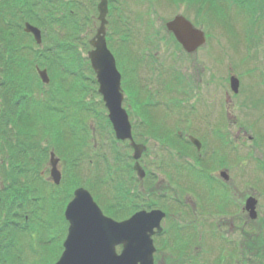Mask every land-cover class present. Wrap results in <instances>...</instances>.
<instances>
[{
    "label": "rangeland",
    "instance_id": "1",
    "mask_svg": "<svg viewBox=\"0 0 264 264\" xmlns=\"http://www.w3.org/2000/svg\"><path fill=\"white\" fill-rule=\"evenodd\" d=\"M29 1L38 4L42 2V0ZM68 1H70L69 7L74 9L73 19L75 18L80 23L84 22L86 26L83 32L80 31L78 38L75 35L77 30H69L68 33H65V30L59 28L60 25L54 22L52 25H49L50 27H54L53 30L50 27L48 29L45 25V30H42L44 41L41 45H37L32 41L31 36H26L27 34L24 33V21L23 25H21V36L25 35L26 37H23V39L20 37V41L24 46L20 47L18 54H21L24 60L27 58L25 68L19 66L11 67L10 73L13 78L11 80L8 79L6 70L0 66V101L6 107L0 120V160H3L2 165H4L3 167L0 165V184L5 183L10 185L11 182L10 175L7 174L11 166H6L8 164L9 147L7 144L3 146L4 138L2 136V132L6 128L4 126L7 119L9 121L7 113H10L17 99L11 95V86L15 90H19V85H23V87L27 85L26 93L29 95L39 93L40 88L47 90L49 87L41 83L37 77L36 66L40 68L48 67V72L51 74L50 78L51 80L52 78L54 79L52 80V84L54 82V85H57L49 91L41 92L42 95H45L48 92L53 93L57 89V99L55 98L54 102L51 101L52 105L39 104L34 106L33 103L30 104L28 102L27 112L36 113V116L28 119L23 110L21 115H17L11 119L12 125H23V132H25L23 135L27 142L35 143L34 147L26 148L27 142L21 140L18 148L20 150L26 148L25 151L29 148L32 149L33 155L31 154L29 157H33V159L27 161L26 169L30 170L34 168L36 176L32 177L28 173L24 176L28 189L26 200L30 206L26 208V205L15 202V208H25L22 213L17 211L15 214L22 217V214L31 212L33 215L32 220H15L10 217L9 220H6L3 231H0V238L6 239L9 244L8 264H56L62 255L68 230L67 223L64 220V210L70 201V197L67 191H55L38 175L43 166V178L49 176V160L53 148L61 156H58L55 152L57 157L60 158L59 168L64 175V181H70L71 183L65 190H71V186H84L88 188L90 185L94 198L102 207L103 204L111 205L118 211L121 205L118 196L120 189L114 187L112 184H101L100 187L96 184V182L101 183L103 181V170H100L99 176L86 174L91 170V163L96 162L97 166L101 163L103 152L102 150L95 152V149L97 148V143L102 145V142L99 141V138L93 137L100 136V133L104 137L105 142L108 143L107 146L103 147V151L107 152V157H110L103 164V169L107 171L115 167V159L118 155L115 152L119 151L120 165L122 166L123 173L121 171L120 176H116V179L119 180L120 185H123L125 182L130 196H133L135 192L140 194L142 204H144L146 199H150L149 193L152 188L153 190L155 189L156 185H160L157 193L161 195H169L170 193L174 195L175 189L171 187H176L177 193L175 198L181 201L188 198V202L190 203L188 217L184 214L185 218H187L185 219V226L188 229H190L189 225L192 224L188 223V220L191 221L197 218L199 222L202 221L200 205L195 204V201H198L197 196L202 207L208 210L207 213L209 215H212L211 213L213 212L219 214L220 209L211 208L210 204L215 199L213 201V203H216L215 206L221 205L217 201L216 195L207 190L208 187L206 185L208 183L200 184V189H196L197 186L194 178H190L189 175L188 179L185 180V184L179 181V185L177 186L172 184L171 187L166 186L168 183L164 181L166 188L169 187L172 190L164 189L162 183L160 184L159 182H163V178H168V173L171 176L169 167H173L182 158L180 153H184L185 157L183 158L197 167L209 165L210 167L206 168V172L204 173L209 181L212 180L210 169L217 176H219L221 170H227L230 175L234 176L235 182L231 193L232 198L221 203H224L229 208L237 207L239 210L235 214H223L224 218L217 215L218 219L215 218V221L218 222L221 219L218 223L217 231L219 233L217 234L219 236L225 235L223 236L225 240L236 243L237 246L233 247L232 244L229 248L225 247L224 259L220 264H242V261L246 264H264V243L260 242L258 236V234H263L264 236V224L259 223L260 219L264 216V171L262 170L264 166L262 164L255 165V161H248L245 163V166L242 165V167H246V170H240V167L235 162V165L230 161L221 164V160L229 159L226 156H230L231 150L219 146L223 141L227 146L231 147L227 142V140H230L232 145H234V142L244 144L243 147L246 149L249 139L253 140L255 138L259 140L260 137L264 136V19L262 21L258 20L257 16L253 17L252 13H249L247 17H252L253 23L251 25L250 19L242 12L244 9L241 11L233 0H217L216 6L205 0H192L194 2L193 7L192 3L188 2V0H152L154 5L151 6V12L149 9L145 11V7L140 6V2L137 0H111L112 17L108 27L109 39H112L115 43L118 42L117 45L122 42L124 43L120 45V49L118 50H115L114 46V48L111 46L110 48L114 51L113 54L117 61V67L123 75V88L130 106L127 108V112L130 121L134 125L133 130L137 133L138 143L145 144L148 148L142 157L144 158L142 166L147 172V178L145 181L140 182L132 170L134 164L131 157L132 148L130 149L131 151L125 148L128 157L127 164L129 165L127 166L124 152L120 148V145L114 141L116 139L115 135L112 136V133L114 134L113 128L107 117L108 111L98 93L94 74L90 69L88 70L90 65L88 66L89 60L87 54L91 50L89 40L96 34V24L99 26L97 11L99 0ZM144 1L146 4H151L150 0ZM253 2H257V0L241 1L245 6H249ZM35 8L32 18L34 20L38 19L40 22L43 21L42 18L43 16L45 17L46 11L42 12L41 6L39 9ZM135 13L140 14L141 22L147 19L148 24L155 23V33L153 30L150 31L154 45L150 44L149 49L146 48V44L142 39L145 35V27L143 28L139 23L135 24L132 20ZM178 15H183L193 24L197 25V27L201 26L200 28L209 36L207 45L195 54L188 55L177 48L172 37L166 31L165 23ZM122 22L126 28L124 26V30L121 32L119 26ZM130 22L133 26L130 28L134 31L133 34L138 45L132 41H128L126 34L127 29L130 31L128 28ZM33 24L36 25V23ZM138 30H140V35L137 32ZM255 32L261 34V37L253 35ZM246 33H250L249 39L246 38ZM123 34V41H119ZM249 41L251 42L249 43ZM136 45L137 49L143 53L139 58L140 61H138L139 51L135 48ZM72 46L77 51H80L81 56L85 58L84 62L83 60L79 61L76 59V66L72 63L71 58L57 57V54L62 56L68 55L67 50L71 49ZM49 54H52L53 66H51L52 60L47 59ZM153 55L159 66L167 67L171 62L169 66L173 68L174 73L180 74L177 77L178 79H172L168 83L167 89L165 84L158 82L162 80L158 79L157 74L153 72L154 64L150 60V56ZM55 63L57 64L55 65ZM22 74H25V84L22 82L23 79H19ZM231 75L237 76L241 81L238 95H234L231 92ZM257 78L261 80V85ZM33 79L38 83L35 82L39 87L32 85L33 82L31 81ZM9 83H11V86ZM140 84L147 86L151 92L158 95L151 97V93L148 96L149 92ZM157 91L162 93H157ZM226 93H228L230 98L228 104L224 99ZM22 95L18 97V100L24 108L25 92ZM221 96L223 99L220 98ZM210 97L214 98L215 101L211 102ZM87 101H90L89 105ZM157 103L158 105L154 106ZM34 108L39 109V111H33ZM223 108L226 109L224 119ZM92 112H97L101 115H99L98 120L102 123V132L100 131V127L97 130V124H94L92 120L88 123L93 136H91L86 127L87 122L91 119L88 113ZM206 112L211 116L213 125L214 121L217 120L215 125L218 128L222 126L224 120L228 121V124L225 122V127L217 129L216 135L218 136L215 135V132L211 133L213 126L211 125V121L203 122L202 113ZM133 114L140 119L133 118ZM242 117H248L245 119L247 127H244L243 122L240 121ZM177 118L179 119L177 120ZM189 119H192L194 121L193 125L201 130H193L194 128L188 125L193 121ZM140 120L145 122L146 125L149 122L150 127L142 126L140 128ZM251 120L255 122V125L250 126ZM186 121L188 123H185V126L176 125L177 122L184 124ZM178 132L182 133V135ZM11 133L14 136L12 142H16L14 127ZM209 134H212L214 142L212 143L211 138H209L212 148L214 147L219 151L215 152L213 150L214 152H212L210 145H208L207 136ZM189 136L198 138L205 145L203 154L200 152L203 155V159H200L199 153L196 152L194 146L187 143L184 139ZM179 137H181L182 143L179 141L175 143L174 140H171L172 138L176 139ZM36 138L40 140L34 142ZM111 140L117 151L111 149L110 152V147H112ZM84 145L85 147H83ZM258 146V158L264 160V144H259ZM238 148L240 149V147ZM19 153L17 151L16 156ZM80 158L84 160L81 164ZM160 158L164 160L162 161L163 164L159 165L161 162H158L159 166H154L152 164L153 161H161ZM204 160H207L205 164ZM234 160L236 159L234 158ZM182 162L185 161L182 160L180 163ZM249 167L253 170H248L250 169ZM20 171V166L13 164L12 174L15 175V181L19 180ZM130 183H134L136 186L134 184L130 186ZM181 184L184 185V191ZM190 184H192L191 187L196 189L197 195L193 189L188 188ZM201 188L206 190L205 194ZM0 195L3 200L1 207L5 209L7 203L3 198L5 194ZM249 197H254L258 200L256 211L257 218L260 219L250 220L249 214L245 213L244 208L246 200ZM154 199L156 198L153 197L149 201L154 202ZM218 199L220 201V195H218ZM224 199H227V197L224 196ZM230 200H232L231 205ZM106 214L114 219H120L122 216L112 209L111 211L107 210ZM230 216L233 219L229 220ZM203 219H205V215ZM167 220H169L168 225H171L174 220H183L184 223L182 216H178L177 213H170V217ZM202 225L207 226L200 223V227ZM230 226H232L231 230ZM252 226L257 228L256 232L251 233L247 231ZM208 231L207 229L204 233L208 234ZM188 232L189 234L187 235L190 236V230ZM210 233L212 239H214L215 234L213 231H210ZM194 236L192 242L195 244L199 241L202 242L197 247L196 245H191L189 250L192 256L182 259L181 256H173L172 253H169V256L166 258V264H216L214 261L217 259V254L210 248L206 249L205 245L202 244L204 240H198L197 234L195 239ZM186 243H189V241ZM210 246L213 247L214 242ZM195 248L198 252H194Z\"/></svg>",
    "mask_w": 264,
    "mask_h": 264
},
{
    "label": "water",
    "instance_id": "2",
    "mask_svg": "<svg viewBox=\"0 0 264 264\" xmlns=\"http://www.w3.org/2000/svg\"><path fill=\"white\" fill-rule=\"evenodd\" d=\"M101 27L91 41L94 50L89 53L93 69L97 73L100 93L110 111V119L114 125L118 139L131 138V126L126 112L122 109L121 75L116 61L107 48L106 16L108 0L99 4ZM177 40L189 53L194 52L205 43L204 34L183 17H177L167 24ZM25 32L33 34L41 43V32L27 24ZM43 82L48 83L47 71L39 72ZM232 87L238 90V81L232 79ZM135 158L139 159L144 147L134 145ZM56 166V161H52ZM139 170V167L136 166ZM56 183L60 177L53 171ZM249 208L254 210V202L249 201ZM67 219L71 226L65 243L66 251L58 264H153L154 247L151 239L154 228L158 227L161 213H138L132 219L117 223L104 217L89 193L83 189L76 192L75 200L68 206ZM123 246V253L117 255V246Z\"/></svg>",
    "mask_w": 264,
    "mask_h": 264
},
{
    "label": "trees",
    "instance_id": "3",
    "mask_svg": "<svg viewBox=\"0 0 264 264\" xmlns=\"http://www.w3.org/2000/svg\"><path fill=\"white\" fill-rule=\"evenodd\" d=\"M192 1V0H189ZM206 2L213 4L216 6V0H205ZM248 1V0H247ZM256 1V0H254ZM70 1L68 0H42L41 4L30 2L29 0H0V66L4 70H6V74L9 78L11 76V67L19 66L21 68H25L27 63V58L18 54L19 49L24 44L20 41V37L22 32V23L25 22H32L38 24L41 28L45 30V25L49 29V25H52L54 22L55 24H59L62 30H65V33H68L69 30L75 31V34L78 38L80 35V31L83 32L85 29L84 22L80 23L77 22L74 17V9L69 7ZM41 6L42 12L46 11V15L43 21L34 20L32 18V13H34V8L39 9ZM241 9H245L248 13H253L255 16L260 14L263 11L264 13V0H257V2L251 3L249 6H244V4H240ZM36 11V10H35ZM253 15V16H254ZM24 22V23H25ZM53 26L50 29L53 30ZM81 29V30H79ZM23 35V34H22ZM27 49V48H26ZM16 53L14 54V52ZM68 55L62 56L57 54V57L60 58H71L72 63L76 66V59L79 61L83 60L84 57L81 56L77 51V49L72 46L71 49L67 50ZM52 54L47 56L48 60L51 61V66L54 65ZM70 63V61H68ZM50 64V63H49ZM57 63H55L56 65ZM24 72V71H23ZM23 79V78H22ZM23 82V80H22ZM20 90L26 91V86L19 85ZM17 89V88H16ZM18 90V89H17ZM12 91H15V88L12 87ZM22 112H19L18 115H21ZM19 127V126H18Z\"/></svg>",
    "mask_w": 264,
    "mask_h": 264
},
{
    "label": "flooded vegetation",
    "instance_id": "4",
    "mask_svg": "<svg viewBox=\"0 0 264 264\" xmlns=\"http://www.w3.org/2000/svg\"><path fill=\"white\" fill-rule=\"evenodd\" d=\"M228 174H229V172H228ZM234 178H233V176L232 175H230L229 174V176H228V178H226L225 179V181L223 182V181H221V179H220V184H221V186H222V188H224L227 192H228V190H230L231 192H232V190H233V187H234ZM168 183H170V182H168ZM162 186H165V183H162ZM166 186H169V184L168 185H166ZM170 187V186H169ZM230 196V195H229ZM134 201L136 200V198L134 197V199H133ZM129 202H131V200L129 201ZM123 209H126V206L123 208ZM233 219V218H232ZM229 220H231V218L229 219ZM3 226L1 225L0 226V231H3V228H2ZM231 227L232 226H230V230H231ZM161 235H156L154 238H155V240H157V245H158V248L160 247V249L158 250V253H159V256L158 257H156V261H155V263L156 264H166V258L169 256V250H166V245H165V241H163L162 239L160 240V237ZM161 241V242H160ZM182 252H183V255L184 254H188L189 252H190V250H189V248L187 247V245L185 244L184 245V248H183V250H182Z\"/></svg>",
    "mask_w": 264,
    "mask_h": 264
}]
</instances>
